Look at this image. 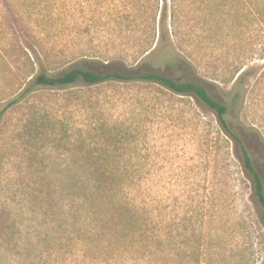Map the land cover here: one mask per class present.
I'll return each instance as SVG.
<instances>
[{"label":"rangeland","instance_id":"1","mask_svg":"<svg viewBox=\"0 0 264 264\" xmlns=\"http://www.w3.org/2000/svg\"><path fill=\"white\" fill-rule=\"evenodd\" d=\"M97 3L0 0V264L154 261L144 255V246L138 249L141 238L103 235L90 246L82 243V194L69 186L76 171L69 170L74 157L68 146L83 137L87 141L103 124L131 133L124 153L132 160L128 169L141 178L127 187L126 198L136 202L151 228L162 229L168 251L174 246L179 252L177 264H264V229L251 182L212 111L193 98L147 86L78 83L48 89L32 84L41 69L61 75L82 60L106 65L135 50L125 26L120 32L107 21L128 12L127 1ZM90 12L105 20L84 26L83 14ZM256 25L252 38L264 41V26ZM246 31L231 26L217 32V49L200 65L207 89L226 60L247 49L242 44ZM247 68L255 78L245 88L240 116L259 127L264 143V59ZM31 117L41 139L26 136ZM261 158L264 165L262 149ZM38 171L52 179L51 201L36 191Z\"/></svg>","mask_w":264,"mask_h":264},{"label":"trees","instance_id":"2","mask_svg":"<svg viewBox=\"0 0 264 264\" xmlns=\"http://www.w3.org/2000/svg\"><path fill=\"white\" fill-rule=\"evenodd\" d=\"M97 1L85 0V3L98 6ZM126 1L130 10L107 21L114 22L118 30L124 25V31H129L128 41H132L135 50L126 55L128 58L118 55L106 65L82 60L61 75H50L41 69L32 84L48 89L78 83L86 87L125 84L193 98L215 115L219 132L227 138L232 154L240 162L241 172L251 182V196L264 229V165L261 158L264 143L259 127L244 123L240 116L246 104L248 91L245 88L250 78H255L253 68H247L248 63L264 59V41L256 42L252 38L254 26H264V0ZM83 16H87L83 22L88 28L105 20L94 12ZM231 26L247 29V35L242 39L247 49L230 63L226 60L209 90L203 84L200 65L204 60H210L217 49L220 41L217 32ZM210 62L213 64L212 60ZM2 116L0 113V118ZM119 126L103 124L87 141L83 137L81 142L68 146L74 157L69 170L76 171L69 186L82 194V243L90 246V241L103 235L118 240L129 236L141 238L138 249L144 246V255L154 259L151 264H177L179 252L174 246L168 251L162 229L151 228L139 213L136 202L126 198L127 187L141 177L137 171L133 170V173L128 169L132 160L128 161L124 152L130 149L132 135ZM39 128L36 119L29 118L25 125L26 136L30 140L41 139ZM37 178L38 195L51 201L55 190L52 179L43 171L37 172Z\"/></svg>","mask_w":264,"mask_h":264}]
</instances>
